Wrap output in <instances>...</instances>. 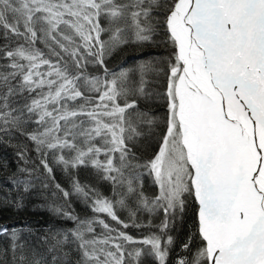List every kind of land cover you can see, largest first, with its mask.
I'll return each instance as SVG.
<instances>
[{
	"label": "snow or ice",
	"instance_id": "6c2138e0",
	"mask_svg": "<svg viewBox=\"0 0 264 264\" xmlns=\"http://www.w3.org/2000/svg\"><path fill=\"white\" fill-rule=\"evenodd\" d=\"M160 29L171 47L163 67L109 69L115 49ZM0 36V143L31 141L50 180L49 156L65 170L91 165L115 197L75 179L71 192L56 183L65 203L78 195L97 215L53 202L75 227L32 240L23 226L0 225V264H168L169 230L189 207L193 230L175 264H264V0H0ZM153 95L166 112L158 150L141 162L139 125L155 118L137 102ZM26 152L18 146L19 158ZM35 171L13 174L0 203L22 206ZM145 172L158 186L152 198ZM118 209L137 228L140 211L163 218L137 239L121 230L129 223Z\"/></svg>",
	"mask_w": 264,
	"mask_h": 264
},
{
	"label": "trees",
	"instance_id": "16d2710c",
	"mask_svg": "<svg viewBox=\"0 0 264 264\" xmlns=\"http://www.w3.org/2000/svg\"><path fill=\"white\" fill-rule=\"evenodd\" d=\"M160 3L165 5L167 0H160ZM165 9H156L157 12H162ZM162 19L163 16H159ZM4 43L3 37L0 36V44ZM41 48L43 45H39ZM171 53V47L167 43V37L162 29L157 30L150 41L137 43L130 42L115 49L108 57L107 63L109 69L119 71L121 68H133L141 61H153L160 67H163ZM89 72L92 75L102 76V70L89 66ZM153 83L156 87L154 92H162L164 77L159 74L154 79ZM138 108L140 111L148 112L155 118V124L139 125L141 135L135 138L133 152L137 155L141 162L149 159L157 150L159 142L160 128L157 124H162L166 109L164 101L156 95L149 98L140 97L138 99ZM18 146L26 147V159H21L17 155ZM102 158V157H101ZM50 166L53 168V179H48L47 173L44 172L40 165V160L35 145L26 140L24 137L9 142L0 143V200H3V193L8 192V185L13 174L20 176V170L23 168L35 169L34 175L38 179L34 180V186L28 194H25L22 201V206L17 207L14 203H0V225L14 226L25 228L24 236L32 240L34 236H39L45 233L48 229L67 230L75 227V223L67 220L52 211V204L63 205L73 212L74 215L80 218H92L97 215L91 211V208L78 195L69 197L67 203L62 198L60 193L55 189V184L59 183L62 188L72 191L73 180H78L81 185H86L94 188L102 196L114 199L112 184L104 179H101L98 171L91 165L85 167L80 166L74 169L65 170L63 165L57 164L49 156ZM143 181V191L146 196L152 198L158 194V186L153 183L151 176L145 174L141 177ZM47 183L45 188L43 184ZM129 205H134V201L129 198ZM101 218L113 225V227L121 228L116 222L103 214ZM118 215L122 220L129 223L127 229L121 230L129 235L139 239L147 235L149 232H156L163 218L160 213L150 214L145 211L137 213L136 223L143 225L142 227H134L132 221L129 220V213L126 209H118ZM149 222H151L149 224ZM193 230V212L189 207L183 217L177 216L169 234L173 237V244L170 245L168 256V264H175L176 259L183 253L181 245L187 241ZM101 231L97 228V232ZM3 241H0L2 245ZM143 264H158L151 256H142Z\"/></svg>",
	"mask_w": 264,
	"mask_h": 264
}]
</instances>
